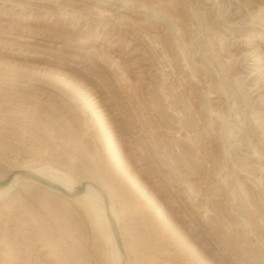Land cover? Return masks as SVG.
<instances>
[{
	"label": "rangeland",
	"instance_id": "obj_1",
	"mask_svg": "<svg viewBox=\"0 0 264 264\" xmlns=\"http://www.w3.org/2000/svg\"><path fill=\"white\" fill-rule=\"evenodd\" d=\"M23 165L95 181L127 264H264V0H0V181ZM89 212L16 183L0 264H111Z\"/></svg>",
	"mask_w": 264,
	"mask_h": 264
},
{
	"label": "bare ground",
	"instance_id": "obj_2",
	"mask_svg": "<svg viewBox=\"0 0 264 264\" xmlns=\"http://www.w3.org/2000/svg\"><path fill=\"white\" fill-rule=\"evenodd\" d=\"M17 172L13 175V177L4 185H0V200L7 196V194L11 191V189L15 186L16 183L24 181L28 183H34L39 184L41 186H44L48 190L55 192V193H61L57 189H53L50 187H47L45 185L40 184L39 182L32 180L28 178L25 175V172H30L44 180H47L48 182L57 184L61 186L64 190L67 192H70L72 195H65L61 193L64 196L71 197L76 201V203L80 204L81 207L91 210L92 214L91 216H95L94 218H99V221L102 222V228L104 230V238L105 242L109 245V254L111 259V264H127V260H125V249L123 246V242L121 239V233L119 231V224L117 216L114 212V209L112 207V203L110 198L107 200L104 197L103 202V189L99 187L98 184L95 183V181L92 180H82V181H72L70 179L64 178L63 176L56 173V171H51L47 168H32L30 165H23L19 168H14L10 170L8 175L12 174L13 171ZM59 173V172H58ZM7 175V176H8ZM5 179V178H4ZM3 179V180H4ZM2 181V180H1ZM84 182V189L81 191H76L77 187L80 186ZM86 211V210H85ZM95 219V220H96ZM115 227L118 230L120 239H121V248H119L116 238H115ZM103 234V233H102ZM123 250V251H121ZM109 262V263H110Z\"/></svg>",
	"mask_w": 264,
	"mask_h": 264
},
{
	"label": "water",
	"instance_id": "obj_3",
	"mask_svg": "<svg viewBox=\"0 0 264 264\" xmlns=\"http://www.w3.org/2000/svg\"><path fill=\"white\" fill-rule=\"evenodd\" d=\"M16 172H17V170H16V171H13L12 174L8 175L4 180L0 181V185H4V184H6V183H7V182L13 177V175H14ZM25 175H26L28 178H30V179H32V180H35V181L39 182V183L42 184V185H45V186H47V187H50V188H53V189H57V190H59L61 193L65 194V195H72L70 192H67L66 190H64L61 186H59V185H57V184H54V183H51V182H48L47 180H44V179H42V178H40V177H38V176H36V175L30 173V172H25ZM83 189H84V182H82V184H81L80 186L77 187L76 191H81V190H83ZM114 230H115V238H116L117 244H118L119 248L122 249V247H121V239H120V236H119L118 230H117L116 227H115ZM121 251H123V250H121ZM123 254H124V253H123Z\"/></svg>",
	"mask_w": 264,
	"mask_h": 264
}]
</instances>
